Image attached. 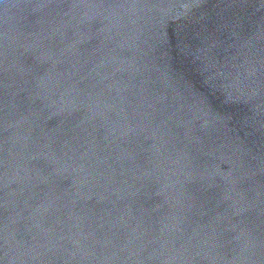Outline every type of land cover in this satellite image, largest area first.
<instances>
[{"label": "water", "instance_id": "water-1", "mask_svg": "<svg viewBox=\"0 0 264 264\" xmlns=\"http://www.w3.org/2000/svg\"><path fill=\"white\" fill-rule=\"evenodd\" d=\"M0 264H264V0H0Z\"/></svg>", "mask_w": 264, "mask_h": 264}]
</instances>
